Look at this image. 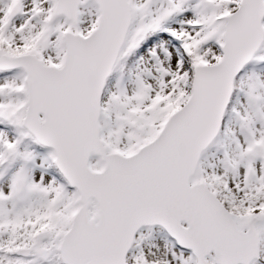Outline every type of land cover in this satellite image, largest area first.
Listing matches in <instances>:
<instances>
[{"label": "snow or ice", "instance_id": "snow-or-ice-1", "mask_svg": "<svg viewBox=\"0 0 264 264\" xmlns=\"http://www.w3.org/2000/svg\"><path fill=\"white\" fill-rule=\"evenodd\" d=\"M0 264H264V0H0Z\"/></svg>", "mask_w": 264, "mask_h": 264}]
</instances>
